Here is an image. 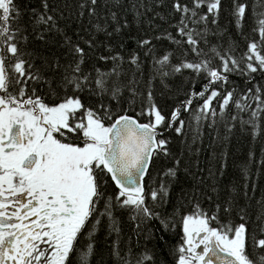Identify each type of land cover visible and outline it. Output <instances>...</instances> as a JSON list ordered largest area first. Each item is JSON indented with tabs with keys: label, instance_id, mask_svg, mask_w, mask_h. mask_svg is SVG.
<instances>
[{
	"label": "snow or ice",
	"instance_id": "obj_1",
	"mask_svg": "<svg viewBox=\"0 0 264 264\" xmlns=\"http://www.w3.org/2000/svg\"><path fill=\"white\" fill-rule=\"evenodd\" d=\"M237 130L264 135V0H0V264H264Z\"/></svg>",
	"mask_w": 264,
	"mask_h": 264
},
{
	"label": "trees",
	"instance_id": "obj_2",
	"mask_svg": "<svg viewBox=\"0 0 264 264\" xmlns=\"http://www.w3.org/2000/svg\"><path fill=\"white\" fill-rule=\"evenodd\" d=\"M203 143L200 145L199 152V165L205 168L207 171V165L209 162V151L213 150L212 134L210 130L205 126L203 128ZM178 147V145H177ZM261 149H264V135L258 136L253 140L249 135L243 134L240 131H235L227 142V168L226 178L228 180L239 179V169L242 164L248 160V153L253 152V159L249 163L251 172L256 177V195H260L264 191V166L257 167L255 161L261 159ZM196 159V153L193 152L192 160ZM167 163V162H164ZM214 163V162H213ZM128 231V227L124 226V232ZM178 237H173L171 243H175ZM99 243L102 245L101 252L104 257L107 256V245L109 239H105L101 235Z\"/></svg>",
	"mask_w": 264,
	"mask_h": 264
}]
</instances>
